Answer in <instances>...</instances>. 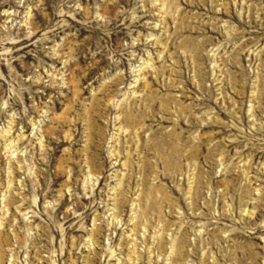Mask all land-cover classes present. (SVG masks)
<instances>
[{"label":"rangeland","instance_id":"374dc122","mask_svg":"<svg viewBox=\"0 0 264 264\" xmlns=\"http://www.w3.org/2000/svg\"><path fill=\"white\" fill-rule=\"evenodd\" d=\"M0 264H264V0H0Z\"/></svg>","mask_w":264,"mask_h":264}]
</instances>
